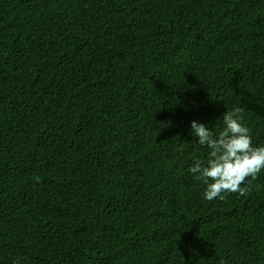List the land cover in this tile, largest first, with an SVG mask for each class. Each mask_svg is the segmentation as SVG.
Masks as SVG:
<instances>
[{
  "label": "trees",
  "instance_id": "16d2710c",
  "mask_svg": "<svg viewBox=\"0 0 264 264\" xmlns=\"http://www.w3.org/2000/svg\"><path fill=\"white\" fill-rule=\"evenodd\" d=\"M236 107L264 146V0H0V264H264V171H189Z\"/></svg>",
  "mask_w": 264,
  "mask_h": 264
},
{
  "label": "clouds",
  "instance_id": "9594fccd",
  "mask_svg": "<svg viewBox=\"0 0 264 264\" xmlns=\"http://www.w3.org/2000/svg\"><path fill=\"white\" fill-rule=\"evenodd\" d=\"M243 111L240 107L225 111L223 126L217 132L196 120L190 122L197 143L208 153L204 159L196 158L189 171L204 186L203 198L208 201H223L230 193L246 197L251 180L264 171V146L253 145L251 130L243 123ZM12 264H20L19 259Z\"/></svg>",
  "mask_w": 264,
  "mask_h": 264
}]
</instances>
